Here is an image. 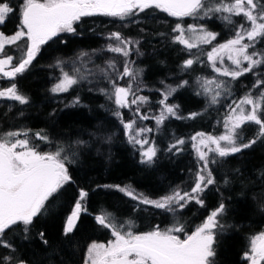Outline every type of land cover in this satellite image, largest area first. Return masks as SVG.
<instances>
[{
  "label": "trees",
  "instance_id": "16d2710c",
  "mask_svg": "<svg viewBox=\"0 0 264 264\" xmlns=\"http://www.w3.org/2000/svg\"><path fill=\"white\" fill-rule=\"evenodd\" d=\"M10 3L16 11L0 24V32L8 36L19 30V5L22 0H10ZM216 15L219 14L201 19L200 24L218 33L215 43H219L231 38L234 30L230 31L226 22L215 18ZM188 19L169 16L158 9L146 10L123 21L103 15L82 17L74 25L75 34L61 33L41 45L39 53L23 74L15 78L0 77V88L15 83L19 92L29 98L26 105L0 99V132L28 130L30 140L38 151H56L58 146H62L70 159L75 154L73 162L66 165L71 182L48 204L47 212L34 219L27 234L28 239L23 238L25 233L19 227L6 232L4 239L13 244L16 256L28 264H84L91 243H107L113 239L111 230L100 226L94 218L101 211L112 213L117 223L131 221V230L135 233L157 227L164 230L183 226L184 233L179 235L185 236L191 234L210 211L223 201L226 212L221 223L225 228L215 238V264H247L243 254L249 250L250 238L264 231V207H261L264 204V175L261 174L264 172V140L228 157L209 156L217 160L209 164L217 183L210 185L202 194L204 206L192 201L173 214L141 204L115 187H104L129 185L136 192L155 199L177 187L185 189V186H192L199 164L193 152L191 137L199 132L216 135L224 131L223 120L229 105L243 97L255 83L256 76L252 73L232 81L231 95L222 96L219 104H211L208 97L198 95L200 88L197 77L211 78L217 74L207 63L208 45L201 46L205 53L201 56L203 63L194 64L187 72L180 70L182 62L192 57L187 51H182L183 45L173 42L177 33L172 29L177 23L188 25ZM234 19L237 25L243 22L241 18ZM116 31L140 42L135 47L143 55L135 51L133 67L141 70L138 82L141 83L142 95L149 97V111L156 112L159 109L157 102L161 96L156 89L162 88L161 80L170 85L186 80L188 85L169 97L168 103L179 105V115L184 117L193 112L200 113L194 119L172 117L159 129L150 126L153 131L148 137L155 141L159 149L158 159L151 167L140 163L139 146L128 143L120 120L113 115L117 111L114 98L110 100L99 92V88L109 87L106 81L97 79L99 76L94 74L87 76L86 80L68 92L50 91L60 76V68L56 66L58 60L67 62L63 67L70 72L72 62L81 51L93 53L92 50H99L105 36ZM25 41L22 38L15 45H6L4 54L19 57V46ZM254 50H264V41L258 42ZM193 52L199 54L198 49H193ZM102 61L101 53L94 54L88 64L98 67ZM18 62V59L13 61L14 64ZM257 72L264 73V66H260ZM260 78L264 79V75ZM219 79L230 80L228 77ZM88 80H93V83L90 84ZM90 88L93 90L90 91ZM253 92L258 94L255 89ZM76 96L80 97L81 103L73 107L66 106ZM123 116L127 117L125 111ZM257 128L254 125L245 127L242 142L247 143L252 139ZM37 132L46 134L48 141L37 139ZM108 136H111L110 141L106 140ZM180 138L186 141L181 146L183 150L169 153L168 146ZM77 141L87 143L78 144ZM81 188L89 193L87 210L78 217L74 231L65 236V219ZM124 230H128L127 226ZM41 232L45 234L47 245L40 239ZM9 251L0 247V256Z\"/></svg>",
  "mask_w": 264,
  "mask_h": 264
},
{
  "label": "snow or ice",
  "instance_id": "6c2138e0",
  "mask_svg": "<svg viewBox=\"0 0 264 264\" xmlns=\"http://www.w3.org/2000/svg\"><path fill=\"white\" fill-rule=\"evenodd\" d=\"M152 9L166 12L173 17H200L201 13L205 17H212L219 14L215 18L225 21L230 31L234 30L235 34L231 38L215 44L219 34L209 31L204 25H188L184 28L177 23L172 29L177 33L173 37V42L183 45L182 51H187L192 57L182 62L180 65L182 72H187L196 63H203L201 56L205 53L202 45L211 47V51L206 53L207 63L217 75L211 78L197 77L200 88L197 94L208 97L211 104H219L222 96L231 95L232 81H237L248 73L256 76L252 88L229 105L223 120V133L212 135L201 132L191 137L199 166L190 190L184 191L177 187L169 194L150 199L129 185L104 186L115 187L141 204L152 205L175 214L192 201L204 206L202 194L210 185L217 183L209 168V164L216 163L217 160L210 158L209 153L224 158L240 153L243 149L264 140V79L260 78L264 73L257 72L260 66H264V50L250 51L255 49L258 42L264 41V0H22L19 5V30L11 36L0 33V55L4 54L6 45H15L25 37L26 41L19 46V57L3 55V58H0V74L5 78H15L18 74H23L39 53L41 45L61 33L75 34L74 25L81 21L82 17L103 15L123 21ZM15 11L10 0H0V24ZM234 18H241L243 22L237 25ZM107 39L114 43H108L103 51L124 57L123 71L119 70L116 58L106 61V67L99 68L97 79L106 81L109 87L98 90L110 100L114 98L117 111L113 112V115L120 120L128 143L134 147L139 146L140 163L151 167L156 163L159 151L155 141L150 140L147 135L153 129L137 127V121L154 120L159 129L172 117L194 119L200 113L193 112L184 117L179 115V105L168 103L169 97L188 85L189 82L186 80L175 86L161 80L162 88L156 89L161 96L157 102L158 114L141 113L140 108L149 104V97L138 95L141 90V83L138 82L141 70L134 68L132 62L127 59L140 42L131 38L126 39L119 31L108 33ZM193 49H198L199 54L193 52ZM92 51L96 53L101 50ZM135 51L143 55L138 48H135ZM86 57H89V53L81 51L72 62L71 72L64 70L63 65L67 62L58 60L56 66L60 68V76L50 91L65 93L82 80H86L87 76L80 74L81 66H86ZM225 58L230 63H226ZM14 59H18L19 62L14 64ZM76 61L80 62V66H77ZM8 65H11L10 70H5V66ZM125 77L128 78L127 85L120 86L117 81ZM219 77H228L230 80H221ZM88 82L92 84L93 80ZM254 89L258 94L253 92ZM0 99L16 101L20 105L29 103V98L19 92L15 83H11L10 87L0 88ZM80 103V97L76 96L66 106L73 107ZM133 106H135L133 118L124 120L119 109H132ZM253 125L258 126L254 137L247 143L242 142L245 127ZM21 136L23 138H20ZM35 137L45 142L49 139L43 132L35 133ZM106 140L110 141L111 136L106 137ZM185 143L183 138L176 139L168 146L167 151L179 153ZM74 158L75 154L70 159L62 146H58L56 151H38L30 140L28 130L0 132V247L10 250L8 254L0 256V264H28L15 255L13 244L4 239V236L7 231L19 227L25 233L23 238L28 239L27 234L34 219L44 215L48 204L61 194L66 184L71 182L72 178L66 165L73 162ZM261 174L264 175V172ZM225 183L228 181L225 180ZM88 195L85 189H79L72 210L65 219L63 227L65 236L74 231L78 217L87 210ZM261 207H264V204ZM225 212L226 206L221 201L195 231L190 235L185 234V238L181 239L177 233H184L183 226L164 230L157 227L151 231L135 233L131 230V221L117 223L112 213L101 211L94 218L100 226L111 230L114 239L109 240L107 244L91 243L84 264H215V238L218 232L225 228L221 223ZM126 226L127 231L124 230ZM39 236L47 245L45 234L41 232ZM243 255L248 264H264V231L250 238L249 250Z\"/></svg>",
  "mask_w": 264,
  "mask_h": 264
},
{
  "label": "rangeland",
  "instance_id": "374dc122",
  "mask_svg": "<svg viewBox=\"0 0 264 264\" xmlns=\"http://www.w3.org/2000/svg\"><path fill=\"white\" fill-rule=\"evenodd\" d=\"M186 17H188L189 19H188V21H189V24L188 25H197V26H199V25H201L200 24V20L201 19H203V18H205V16H203V14L201 13V15H200V17H191V16H186ZM188 25H186V26H183L184 28H187V26ZM1 33V32H0ZM235 33H233V35H234ZM13 35V34H12ZM232 35V36H233ZM5 36H8V35H5ZM9 36H11V35H9ZM107 36L108 35H106L105 36V39H104V42H103V44H102V46L99 48V50H101V51H97L96 53H89V57H86L85 58V60L87 61V63H86V66H81V75H85V76H92V75H94V74H96L97 76H99V68H104V67H106V61H108L109 59H112V58H116L117 59V62H118V68H119V70L120 71H123V61H124V57H122V56H119L118 54H114V53H110V52H107V51H103L105 48H106V45L108 44V43H110V42H112V43H114V41H109L108 39H107ZM126 39H127V37H125ZM25 39H26V37H25ZM228 40V39H227ZM226 41V40H225ZM18 42V41H17ZM224 41H222V42H219V43H223ZM215 43V42H214ZM219 43H215V44H219ZM11 46V45H10ZM209 46V45H208ZM14 47H16V46H14ZM130 47H132V46H130ZM136 48V47H135ZM135 48L133 49V51L130 53V55H129V57L127 58L128 60H130L131 62H132V66H133V60H134V54H135ZM18 48H16V50H17ZM252 50H254V49H250V51H252ZM208 51H211V47L209 46V49H208ZM207 51V52H208ZM102 54V56H103V61L101 62V64H100V66H98V67H92V66H89V64H88V62L92 59V57L94 56V54ZM3 55H6V54H2V55H0V58H3ZM206 59H207V56H206ZM75 60H76V58H75ZM225 62L226 63H230V62H228L227 61V59L225 58ZM76 63L77 64H79L78 66H80V62L79 61H76ZM219 66V65H218ZM245 66H246V63H245ZM10 68H11V65H8V66H5V70H10ZM71 72V71H70ZM91 73V74H90ZM0 77H3L2 76V74H0ZM5 78V77H4ZM127 82H128V78L127 77H125L123 80H119V81H117V83L120 85V86H126L127 85ZM107 83V82H106ZM108 84V83H107ZM173 86H175V85H173ZM141 90H142V88H141ZM141 90L138 92V95H142V93H141ZM134 110H135V106H133V108L132 109H129V108H121V109H119V111L122 113V115H123V112L125 111V113L127 114V117H124L123 116V118H124V120H131L132 118H133V115H134ZM140 111H141V113H144V114H148V115H154V114H158V111H159V109L156 111V112H151V111H149V109L147 108V104H145V105H143V106H141V108H140ZM227 112H228V109H227ZM151 125H154V126H156V124H155V121L154 120H145V121H137V127H147V128H151L150 126ZM199 133H201V132H199ZM221 133H223V131L221 132ZM221 133H219V134H216V135H220ZM149 134V133H148ZM147 134V135H148ZM208 134V133H207ZM212 135H214V134H212ZM191 144H192V141H191ZM193 148V147H192ZM193 152H194V155L196 156V153H195V151L193 150ZM211 154H214V153H209V156L211 155ZM196 158H197V156H196ZM200 163H202V162H200ZM123 186H126V185H123ZM122 186V187H123ZM193 186V185H192ZM192 186H190L189 188H187L186 186H185V189H184V187L183 188H181L182 190H184V191H188V190H190V188L192 187ZM150 199H152V198H150ZM155 199H157V198H155ZM150 206H152V205H150ZM195 231V230H194ZM177 235H179V233H177ZM190 235V234H189ZM180 238L181 239H184L185 238V236H181L180 235ZM113 239H114V237H113ZM97 243V242H96ZM103 244H107V243H103ZM86 254H87V252H86ZM247 264H248V261H247Z\"/></svg>",
  "mask_w": 264,
  "mask_h": 264
}]
</instances>
